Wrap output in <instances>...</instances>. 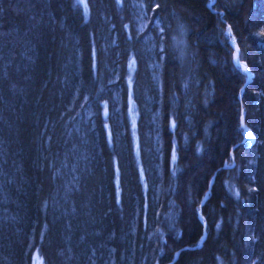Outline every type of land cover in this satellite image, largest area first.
<instances>
[{"label":"trees","instance_id":"16d2710c","mask_svg":"<svg viewBox=\"0 0 264 264\" xmlns=\"http://www.w3.org/2000/svg\"><path fill=\"white\" fill-rule=\"evenodd\" d=\"M133 1L0 0V264H264V0Z\"/></svg>","mask_w":264,"mask_h":264},{"label":"rangeland","instance_id":"374dc122","mask_svg":"<svg viewBox=\"0 0 264 264\" xmlns=\"http://www.w3.org/2000/svg\"><path fill=\"white\" fill-rule=\"evenodd\" d=\"M132 3H133L132 5L133 14L135 16V28L137 32H141L147 23L145 14H144V7L141 4L140 0H134ZM243 135L246 141L251 140L250 136L244 130H243ZM32 256H33L32 264H41L40 263L41 261L39 260L37 253L34 252Z\"/></svg>","mask_w":264,"mask_h":264},{"label":"bare ground","instance_id":"6f19581e","mask_svg":"<svg viewBox=\"0 0 264 264\" xmlns=\"http://www.w3.org/2000/svg\"><path fill=\"white\" fill-rule=\"evenodd\" d=\"M235 61L237 62V59L235 58ZM242 130H244L245 132H247V134L250 136V138H252V134L250 133V130L246 129L245 127H243V125H241Z\"/></svg>","mask_w":264,"mask_h":264},{"label":"water","instance_id":"95a60500","mask_svg":"<svg viewBox=\"0 0 264 264\" xmlns=\"http://www.w3.org/2000/svg\"><path fill=\"white\" fill-rule=\"evenodd\" d=\"M243 70H244V67H243ZM245 72H246V70H245ZM250 133H251V131H250ZM252 134V133H251ZM250 143H252L253 141H254V137L252 136V138H251V140H248Z\"/></svg>","mask_w":264,"mask_h":264},{"label":"snow or ice","instance_id":"6c2138e0","mask_svg":"<svg viewBox=\"0 0 264 264\" xmlns=\"http://www.w3.org/2000/svg\"><path fill=\"white\" fill-rule=\"evenodd\" d=\"M80 2H81V3H83V2H84V0H80Z\"/></svg>","mask_w":264,"mask_h":264}]
</instances>
